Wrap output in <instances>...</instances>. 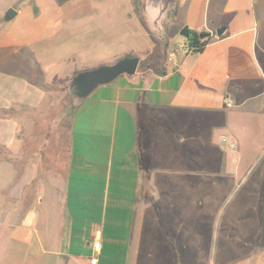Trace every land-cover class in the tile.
I'll list each match as a JSON object with an SVG mask.
<instances>
[{
    "label": "crops",
    "instance_id": "0c3cea01",
    "mask_svg": "<svg viewBox=\"0 0 264 264\" xmlns=\"http://www.w3.org/2000/svg\"><path fill=\"white\" fill-rule=\"evenodd\" d=\"M9 9L17 15L4 25ZM0 10V165L10 170V189L22 180L11 198L9 186L0 189L6 225L22 223L12 216L45 185L64 192L49 214L54 224L31 226L29 264H90L94 242L99 264H205L198 224L212 225L231 175L242 170L247 183L256 160L244 156V136L264 132V0H180L159 28L142 0H0ZM184 26L210 34L209 44L171 60L166 48ZM126 55L163 63H139L134 76L78 103L65 163L55 148L35 144L37 112L57 82ZM220 120L237 158L214 147L210 130ZM262 169L248 191L254 264H264Z\"/></svg>",
    "mask_w": 264,
    "mask_h": 264
},
{
    "label": "rangeland",
    "instance_id": "374dc122",
    "mask_svg": "<svg viewBox=\"0 0 264 264\" xmlns=\"http://www.w3.org/2000/svg\"><path fill=\"white\" fill-rule=\"evenodd\" d=\"M2 10H0V12ZM6 14L7 10L2 12V22L4 25L8 23ZM180 31H175L171 36L170 43L166 48L169 57L173 52L177 54V57L185 56L186 54L185 49H179V47H183L186 44L187 40L180 35ZM158 57L159 56L154 58L148 57L146 60L142 61L139 67L140 70L151 64L163 63ZM117 62L115 61V63ZM115 63H111L110 65ZM68 85L69 82L68 84L67 82L56 83L55 87L57 90L55 94L49 102L45 104L44 108L37 112L36 119L35 144H47L49 147L55 148L54 153H51V155H55V160L58 162L61 160L63 163H65L69 156L71 120L73 119L75 108L80 102L78 99H74L70 96ZM224 124L225 122L222 120L221 123L211 126L212 129L210 128V136L212 140L214 139V147L216 150L219 149L228 154V148L221 144V138L225 136L235 145L233 155L237 158L240 154V147L236 145L237 143L231 141L232 138L230 135H227ZM205 133H207V131ZM244 139L245 144L241 147L244 156L251 160H256L251 172L248 174L247 183L242 182V170V173L238 175L236 179L235 175H231L228 194H226L228 198L222 200L220 203L218 214L212 222V225L203 223L198 224L202 232L201 251L205 254V256H203V262L205 264H254L252 263L254 259L252 258V254L260 253L258 252L260 249L258 248L259 244H257V229L252 220L254 213L248 206L251 197L248 191L250 185L257 179L258 175L262 173V168H264V132L250 128V130L245 133ZM249 159V163H246L248 167L247 170L251 164V160ZM5 170L7 173L4 172ZM232 170L233 173L234 169L232 168ZM9 171L10 170H7L3 164L0 165V189L3 188V186H9L7 188L9 193L7 197L11 198V195L18 192L22 180L18 183V187L16 186L10 189L11 180L8 175ZM4 173L6 174L5 176ZM27 179H29V177ZM26 181L27 180L24 179L23 183H26ZM1 190L0 264H29L31 226L36 225V227H40L41 229L43 225L51 226L54 224L56 216L49 214L56 211V209H54L56 203L60 206V198L64 197V192L61 193L58 190V193L55 194L53 189H48V186L45 185V189L44 191L42 190V193L37 192L39 198H34L33 201L32 193L29 195L27 209L23 211V214L15 213V215L12 216L13 218L23 220L22 223L10 228L6 225L9 206L5 205L3 198L6 197V195H2ZM202 196L203 197L200 196V199L203 202L205 201L204 193H202ZM56 199H58L59 202H57ZM209 227L211 229V237L207 234ZM25 235H29L27 237V241L29 242L27 243L24 242ZM257 264H261V259L257 261Z\"/></svg>",
    "mask_w": 264,
    "mask_h": 264
},
{
    "label": "water",
    "instance_id": "95a60500",
    "mask_svg": "<svg viewBox=\"0 0 264 264\" xmlns=\"http://www.w3.org/2000/svg\"><path fill=\"white\" fill-rule=\"evenodd\" d=\"M180 0H142V9L146 16L153 23L155 28H159L166 20L173 18L176 6ZM17 13L14 9H10L6 14L7 20H12ZM226 28L221 27L216 31L217 36H221ZM180 35L189 38V29L184 26ZM210 34L202 33L201 39H208ZM141 63L138 57H125L112 65H101L92 70H86L78 73L76 77L69 83L68 92L70 96L79 101H83L99 87L105 84H111L123 75L134 76Z\"/></svg>",
    "mask_w": 264,
    "mask_h": 264
},
{
    "label": "trees",
    "instance_id": "16d2710c",
    "mask_svg": "<svg viewBox=\"0 0 264 264\" xmlns=\"http://www.w3.org/2000/svg\"><path fill=\"white\" fill-rule=\"evenodd\" d=\"M201 34H198L195 31L189 30V38L186 40V44L185 46V50L188 54H198L201 53L205 46H207L209 44L207 39H201L200 38ZM126 57L132 58L133 56H129L126 55ZM159 58H161V56L159 55ZM78 75V73L75 75V77ZM77 108V107H76ZM75 108V110H76Z\"/></svg>",
    "mask_w": 264,
    "mask_h": 264
},
{
    "label": "built area",
    "instance_id": "2783aa9c",
    "mask_svg": "<svg viewBox=\"0 0 264 264\" xmlns=\"http://www.w3.org/2000/svg\"><path fill=\"white\" fill-rule=\"evenodd\" d=\"M179 49H185V46L179 47ZM176 58H177V54L175 52H173L170 55V59L176 60ZM221 141H222V144L224 146L228 147L229 149H231V150L235 149V145L233 143H231L227 137L223 136L221 138ZM93 248H94L95 255L90 258L89 263L90 264H99V257H100L99 255H100V250H101L100 242H94Z\"/></svg>",
    "mask_w": 264,
    "mask_h": 264
}]
</instances>
